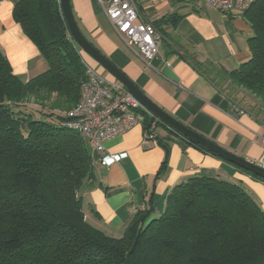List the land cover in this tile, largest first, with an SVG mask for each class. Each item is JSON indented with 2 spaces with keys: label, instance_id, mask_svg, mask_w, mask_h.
Segmentation results:
<instances>
[{
  "label": "trees",
  "instance_id": "trees-1",
  "mask_svg": "<svg viewBox=\"0 0 264 264\" xmlns=\"http://www.w3.org/2000/svg\"><path fill=\"white\" fill-rule=\"evenodd\" d=\"M243 15L251 56L232 71L214 70L213 80L230 111L262 115L264 0ZM13 16L49 67L24 82L0 49V264H264V211L241 183L220 175L179 182L160 216L139 210L121 235L90 224L83 192L94 151L65 125L87 78L84 57L59 0H18ZM166 167L167 159L159 172Z\"/></svg>",
  "mask_w": 264,
  "mask_h": 264
},
{
  "label": "crops",
  "instance_id": "crops-1",
  "mask_svg": "<svg viewBox=\"0 0 264 264\" xmlns=\"http://www.w3.org/2000/svg\"><path fill=\"white\" fill-rule=\"evenodd\" d=\"M18 0L0 1V49L24 82L49 67L36 44L14 19ZM76 20L88 40L121 69L152 101L172 117L223 148L259 164L264 152V114L234 116L230 100L216 86L214 70L232 71L250 56V22L243 14L223 13L206 0H135L140 17L161 35L160 54L146 65L110 24L97 0H71ZM84 60L116 80L81 50ZM198 63V66L196 65ZM144 126L107 140L105 152L127 156L110 166L94 151V177L83 192L87 221L121 235L139 210L160 216L167 196L179 182L196 175L241 183L264 211V182L229 161L213 156L165 124L157 138L143 142ZM167 144L169 152L166 151ZM167 167L159 172L164 160Z\"/></svg>",
  "mask_w": 264,
  "mask_h": 264
},
{
  "label": "built area",
  "instance_id": "built-area-1",
  "mask_svg": "<svg viewBox=\"0 0 264 264\" xmlns=\"http://www.w3.org/2000/svg\"><path fill=\"white\" fill-rule=\"evenodd\" d=\"M113 29L128 46L135 49L146 65L160 54L162 37L157 28L142 19L135 0H97ZM215 9L243 14L256 0H206ZM60 2V0H59ZM85 61V60H84ZM87 78L82 82L80 102L69 112V128L82 134L93 151L103 152L99 163L110 166L127 153H107L104 143L120 136L135 126H144L143 142L157 138L160 119L148 109L123 83L108 80L98 68L84 62ZM234 116L247 114L242 107L231 111ZM148 125V126H147ZM264 141V133L261 134ZM259 165L264 167V152Z\"/></svg>",
  "mask_w": 264,
  "mask_h": 264
},
{
  "label": "water",
  "instance_id": "water-1",
  "mask_svg": "<svg viewBox=\"0 0 264 264\" xmlns=\"http://www.w3.org/2000/svg\"><path fill=\"white\" fill-rule=\"evenodd\" d=\"M61 9L64 18L67 22L69 31L74 41L89 56L96 60L102 67H104L116 80L123 83L148 109H150L165 125L172 131L184 137L188 141L199 144L206 150L213 152L226 161L232 162L235 165L250 171L257 176L264 178V167L254 162L248 161L244 157L223 148L208 137L198 133L194 129L180 122L178 119L172 117L154 101H152L121 69L110 61L101 51L95 47L82 32L76 17L74 15L72 1L60 0Z\"/></svg>",
  "mask_w": 264,
  "mask_h": 264
},
{
  "label": "rangeland",
  "instance_id": "rangeland-1",
  "mask_svg": "<svg viewBox=\"0 0 264 264\" xmlns=\"http://www.w3.org/2000/svg\"><path fill=\"white\" fill-rule=\"evenodd\" d=\"M250 98H251V96H250ZM248 101H249V100H248ZM243 107L247 108L246 104H244Z\"/></svg>",
  "mask_w": 264,
  "mask_h": 264
}]
</instances>
